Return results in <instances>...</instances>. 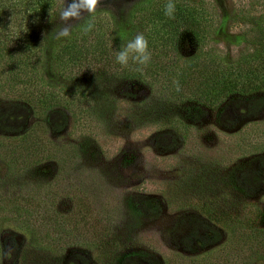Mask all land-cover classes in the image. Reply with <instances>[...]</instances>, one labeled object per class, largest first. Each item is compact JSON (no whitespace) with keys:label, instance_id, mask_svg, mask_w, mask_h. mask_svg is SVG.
<instances>
[{"label":"rangeland","instance_id":"obj_1","mask_svg":"<svg viewBox=\"0 0 264 264\" xmlns=\"http://www.w3.org/2000/svg\"><path fill=\"white\" fill-rule=\"evenodd\" d=\"M190 1L213 8L212 26L201 43L178 34L171 56L182 62L210 52L236 59L259 48L255 30L264 0ZM65 2L60 0V10ZM154 4L102 0L100 7L116 17L124 39H132L147 30L144 16ZM63 26L57 15L41 60L42 75L54 84L62 80L51 51ZM131 26L133 35L127 33ZM101 90L90 134L78 131L69 110L60 108L42 121L30 102L0 90V113L16 104L30 108L26 119L0 125V138L21 136L39 122V133L67 150L21 165L0 147V204L18 195L39 204L40 212L28 216L109 220L116 248L128 254L129 264H264V181L250 184L251 174L264 179V103L250 114L230 104L232 118L222 123L208 107L186 98L166 100L151 81L121 76ZM10 218L6 214L0 221V264H50L57 257L60 264H100L95 245L78 231L73 230V241L53 247ZM10 244L15 251L8 260L2 251Z\"/></svg>","mask_w":264,"mask_h":264},{"label":"trees","instance_id":"obj_2","mask_svg":"<svg viewBox=\"0 0 264 264\" xmlns=\"http://www.w3.org/2000/svg\"><path fill=\"white\" fill-rule=\"evenodd\" d=\"M167 2L155 0L144 16L145 27H148L144 35L149 41L151 53L155 52L146 67L131 61L127 66H122L116 61V53L123 42L121 36L125 37V34L120 31L111 11L99 7L91 32L83 35V21L78 22L71 39L57 42L51 51L55 73L62 80L54 84L42 75L41 60L45 37L60 12V0H0V90H5L12 98L30 102L42 121L60 113V108L69 110L78 131L87 134L94 129L93 112L100 93L103 94L101 87L121 76L157 83L168 95L166 100L186 98L197 107H208L215 111L222 123H228L232 118L230 104L246 114L262 105L264 16L255 30L261 40L257 43L259 48L252 53L231 59L210 52H198L181 62L170 54L177 46V35L188 33L197 43L203 42L207 30L212 26L214 10L205 1L197 4L190 0H174L175 18L171 19L165 15ZM137 8L134 4L131 19L137 13ZM128 32L133 35V28ZM157 42L161 43L159 47ZM174 80L179 81L180 91L176 90ZM66 85L71 88L69 91ZM29 113V106L16 104L11 112L0 113V125L7 128L26 119ZM39 124L36 122L21 136L0 138L3 153L21 165L67 153V150L39 133ZM82 141L73 146L75 151ZM250 177V184L264 181L260 174H251ZM19 197L12 195L6 203L0 204V221L10 214V219L19 222L22 228L36 230L40 241L53 247L73 241L72 232L78 231V236L84 235L95 245L100 257L96 259L100 264H129L128 254L116 248L109 220L99 224L88 217L73 220L70 215L59 222H51L42 217L28 216L29 212H40L39 204L29 197L20 201ZM6 206L13 211L6 212ZM51 262L60 264V258H52ZM27 263L25 261L23 264Z\"/></svg>","mask_w":264,"mask_h":264},{"label":"clouds","instance_id":"obj_3","mask_svg":"<svg viewBox=\"0 0 264 264\" xmlns=\"http://www.w3.org/2000/svg\"><path fill=\"white\" fill-rule=\"evenodd\" d=\"M102 4V0H71L65 2L64 6L59 12V19L64 26L55 34V39L61 42H67L71 39L75 23L83 21L81 25L83 35H87L95 27V14L97 9ZM176 4L174 0H168L165 5V15L174 19ZM50 22L52 21V14L49 13ZM87 17V19H86ZM75 22V23H74ZM123 41L120 50L116 53V61L122 65L127 66L129 62L137 65L147 66L152 58V53L149 49V41L143 32H138L132 39ZM173 84L177 91H180V84L178 80H174ZM15 249L10 244L3 248L2 255L5 259L11 260Z\"/></svg>","mask_w":264,"mask_h":264}]
</instances>
